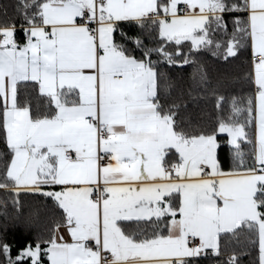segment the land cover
<instances>
[{
  "label": "snow or ice",
  "instance_id": "obj_1",
  "mask_svg": "<svg viewBox=\"0 0 264 264\" xmlns=\"http://www.w3.org/2000/svg\"><path fill=\"white\" fill-rule=\"evenodd\" d=\"M0 15V189L50 202L48 235L0 237V264H198L245 229L264 264V0H5ZM184 41L251 50L254 95L210 129L162 69L189 63ZM197 79L219 113L224 85Z\"/></svg>",
  "mask_w": 264,
  "mask_h": 264
},
{
  "label": "trees",
  "instance_id": "obj_2",
  "mask_svg": "<svg viewBox=\"0 0 264 264\" xmlns=\"http://www.w3.org/2000/svg\"><path fill=\"white\" fill-rule=\"evenodd\" d=\"M15 2V0H12ZM5 0H0V4ZM3 16L0 15V22H3ZM18 38L20 33V20L16 19ZM127 31V27L125 28ZM135 29L129 32V35L135 34ZM229 31L231 24L229 23ZM117 37L119 34H116ZM155 35V33H154ZM214 39H224L221 34H217ZM147 43V38H145ZM169 51H174V44H165ZM182 49L185 53H189L190 41L182 42ZM179 59V58H177ZM188 64L168 65L166 62L162 65V69L166 74L167 83L172 87L173 98H179L181 92L184 93L182 103H187L189 111L197 114L198 122L201 127L210 129L216 122L217 115L225 118L229 115L231 97H245L254 95V87L248 82L247 74L251 72V50L241 49L238 56L229 57L227 61L219 56H213L211 52L202 49L198 53H189ZM202 73H207L213 85L219 81L224 86L219 88L222 95L225 96V102L222 109L218 113L215 108V98L212 96H204L197 87L198 77ZM192 90L193 95H187ZM37 93L31 88L21 89L22 99H31L35 104ZM223 144V140H221ZM245 152L250 150L249 147L243 146ZM0 152H3V145L0 144ZM227 155V149L224 148L221 156ZM231 167V161L227 162L224 170L228 171ZM3 169V157L0 156V171ZM13 197L11 191L5 195V190L0 189V237H4L9 243L19 247V242L27 235L34 237L37 234L47 236L49 213L47 208L50 202L39 194L21 193L19 197L20 207L15 208L12 203ZM135 229V224L133 225ZM254 237L248 231L237 230L235 235L221 234L220 236V255L209 258H197L198 264H226L232 255H236L239 264H258V241L253 244ZM15 251V248H14Z\"/></svg>",
  "mask_w": 264,
  "mask_h": 264
},
{
  "label": "crops",
  "instance_id": "obj_3",
  "mask_svg": "<svg viewBox=\"0 0 264 264\" xmlns=\"http://www.w3.org/2000/svg\"><path fill=\"white\" fill-rule=\"evenodd\" d=\"M173 151H174V150H173ZM174 162H175V161H174ZM57 190H58V189H57ZM133 229H134V228H133ZM65 239H66V240H68V239H70V238H69V237H67V236H65Z\"/></svg>",
  "mask_w": 264,
  "mask_h": 264
},
{
  "label": "built area",
  "instance_id": "obj_4",
  "mask_svg": "<svg viewBox=\"0 0 264 264\" xmlns=\"http://www.w3.org/2000/svg\"><path fill=\"white\" fill-rule=\"evenodd\" d=\"M181 8L183 7L182 5L180 6ZM182 14V13H181ZM208 251H210V250H208ZM110 258V257H109Z\"/></svg>",
  "mask_w": 264,
  "mask_h": 264
}]
</instances>
